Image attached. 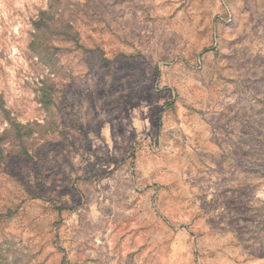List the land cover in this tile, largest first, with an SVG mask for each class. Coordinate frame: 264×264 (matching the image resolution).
Wrapping results in <instances>:
<instances>
[{
	"label": "rangeland",
	"instance_id": "1",
	"mask_svg": "<svg viewBox=\"0 0 264 264\" xmlns=\"http://www.w3.org/2000/svg\"><path fill=\"white\" fill-rule=\"evenodd\" d=\"M0 149V264H264V0H0Z\"/></svg>",
	"mask_w": 264,
	"mask_h": 264
},
{
	"label": "trees",
	"instance_id": "2",
	"mask_svg": "<svg viewBox=\"0 0 264 264\" xmlns=\"http://www.w3.org/2000/svg\"><path fill=\"white\" fill-rule=\"evenodd\" d=\"M23 138L24 137H19V140H23ZM20 154H22L23 156H26V157L29 156L28 151L26 150V148L24 146L21 147Z\"/></svg>",
	"mask_w": 264,
	"mask_h": 264
}]
</instances>
